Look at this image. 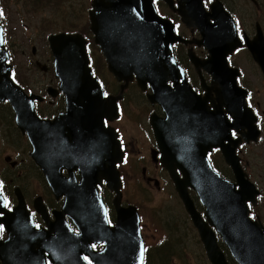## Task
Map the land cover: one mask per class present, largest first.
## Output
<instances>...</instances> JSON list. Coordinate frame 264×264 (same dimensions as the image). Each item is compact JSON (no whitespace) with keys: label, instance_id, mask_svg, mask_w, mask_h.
Masks as SVG:
<instances>
[{"label":"water","instance_id":"1","mask_svg":"<svg viewBox=\"0 0 264 264\" xmlns=\"http://www.w3.org/2000/svg\"><path fill=\"white\" fill-rule=\"evenodd\" d=\"M163 1L178 13L186 26L200 32L201 39L196 43L202 44L209 53L208 59L202 63L190 55L196 68L202 65L212 76L211 85H203L206 90L203 97L190 89L174 62L171 43L182 41V38L175 34L169 20L156 13L152 0H92L88 15L94 41L100 46L108 69L117 80L128 82L135 75L139 85L144 87L148 83L151 86V100L162 105L166 117L162 120L152 118L151 124L162 151L163 166L198 231L210 263L230 264L217 243L218 234L236 264H264V227L259 220H252L248 215V202L255 204L259 191L242 170L235 152L241 138L247 143L256 141L259 131L255 115L246 106V92L236 83L238 70L228 67L226 62V57L242 45L234 20L218 0L209 5V10L205 9L204 0ZM48 40L54 71L65 94L64 118L76 115L95 119L94 128L97 130V120L106 116L110 103L114 105V102L112 97H103L97 79L92 76L84 39L79 34L59 33L49 36ZM244 43L264 77V36L258 23L252 38L244 35ZM1 47L0 25V101L6 100L10 104L17 127L27 135L31 144L30 156L46 175L52 192L56 196L65 195L63 209L79 229L72 240L62 243L55 239L50 246L46 241L42 242L51 262L143 264L144 244L135 208L120 207L116 203L115 224L108 226L95 183L87 179L82 183L60 181L61 177L55 171V161L59 158L55 146L58 119L42 120L36 115L33 99L40 97L27 95L13 82L10 65L5 62L6 51ZM179 78H182L181 83ZM168 80L173 81V88L166 85ZM211 91L216 95L217 103ZM225 112L231 116V121ZM231 129L241 136L231 138ZM110 139L113 151L106 148L99 154L92 150L93 161L90 157L89 161L95 171L98 168L105 170L103 177L108 187L118 191L114 168L118 153L112 131ZM213 148H219L235 181L223 178L213 169L207 158ZM188 188L195 191L204 209L203 216L195 208ZM17 190L19 203L12 212L5 209L0 193V214L5 215L0 217V224L3 222L7 229V238L0 241V261L2 264H44L43 248L38 246L34 250L36 245L28 239V235L41 232L33 228L26 230L25 225L22 228L24 223L15 218H21L26 212ZM37 209L42 212L39 207ZM90 242H102L104 247L93 251ZM56 246H60L59 249ZM83 255H87L91 263H87Z\"/></svg>","mask_w":264,"mask_h":264},{"label":"flooded vegetation","instance_id":"2","mask_svg":"<svg viewBox=\"0 0 264 264\" xmlns=\"http://www.w3.org/2000/svg\"><path fill=\"white\" fill-rule=\"evenodd\" d=\"M33 1L0 0L3 46L8 56L7 63L11 65L10 75L13 80L26 93L41 96V100H34V108L38 117L48 121H52L55 118L58 119L55 127V146L59 158L55 161V171L61 177L60 181L73 180L75 183H82L87 179L88 182L92 181V184L95 183L97 197L100 199L104 218L109 226H113L116 221V203L120 207L133 206L140 220L141 234L145 243V256H149L151 249L158 248L155 256L157 262L162 261L165 258V254L171 255V258H173V241L175 239L172 241V234L175 232V229L177 230L180 227V223H184L185 227L189 226L194 231L195 228L184 209L183 202L175 190L169 172L163 166L162 151L157 143L151 124L152 116L155 119H163L165 117L162 107L150 101L149 95L152 93V90L149 85L146 84L144 87L139 85L135 77L126 83L124 80H117L110 73L100 48L94 43V36L90 29L89 20L80 30L59 29L55 32L39 34L37 38L40 39V42L37 45L32 44L30 50L34 57H41V63L39 60L34 59L35 70L40 77L29 80V83L27 78L25 80L22 79L20 69L24 70L19 65L17 66L13 60V56H15V45L12 38L14 19L9 9L17 6L18 3L28 2L30 4ZM211 1L213 0H207L206 5L211 3ZM220 1L233 16L236 32L240 38L244 34L252 37L255 32L256 23H259L264 32L263 25L258 19L253 23L251 34L247 27H244L243 23L236 18L238 14L232 10L230 5L225 0ZM243 1L249 2L254 8H260L259 0L257 3H254L252 0ZM39 2L40 0H35L34 4L40 5ZM91 2L92 0H89L87 12L90 9ZM162 4L165 6L166 11H161L157 5V13L169 20L175 32L183 39L171 45L174 60L182 70L183 77L190 89L196 95L203 97L205 93L203 85H210L212 76L202 65L196 68L190 57L192 55L200 63L209 57L206 48L202 44L198 45L196 43L197 40L201 39V34L196 28L188 27L182 23L176 11L169 9L163 2ZM60 26L61 28L64 27V23L60 24ZM58 32H78L84 37L93 75L99 81L104 96L113 98L114 105L110 103L106 116L97 120V130L94 128L95 119L89 120L76 115L74 118L68 119L64 118L65 115L63 116L66 112L65 95L60 89V81L54 74L53 56L48 42V37ZM242 47L245 48L244 45ZM96 53L102 57L101 62L104 65L96 60ZM231 57L232 55L227 56L226 61L228 60L229 64L234 66ZM249 58L259 70L250 55ZM240 78L241 72L238 83L246 88L248 91L247 100H250V92L252 93V90ZM178 81L181 83L182 78H179ZM166 84L173 86V81L168 80ZM211 94L213 96V93ZM257 105L259 104L257 103ZM2 116L5 118L4 123L7 125V131L3 129L5 131L4 137L13 144L16 155V158L7 155L3 157V161L0 160V191L4 198L6 210L12 212L14 207L19 203V198L15 193V190L19 189L17 192L23 199L26 212L21 216L22 219L16 216V220L22 221L24 223L22 228L26 227V230L33 228L35 231L41 232L28 235L30 243L36 245L34 250H37L38 246L42 247L43 241H46L50 246L55 239L61 240L62 243L64 240H72V236L78 234L79 229L77 223L63 209L65 195L56 196L52 192L41 167L30 158L31 146L29 141L26 134L16 127L14 113L6 101L0 102V121L2 120ZM261 124H264V115L263 119L259 118L257 121V125L262 131ZM111 131L116 134L115 140L117 146H115V149L118 156L114 168L118 177V191L108 187L107 180L103 177L105 174L103 168H98L95 171L90 166V161H93L92 150H97L99 154L106 148L113 151L110 139ZM232 135L234 137L237 136L235 131H232ZM249 145L244 146L249 147ZM241 146L236 151L241 166L248 177L255 179L252 171L254 169L250 164L249 151L247 156H245L243 151H241L243 149ZM44 147L48 146L45 145ZM214 152L219 154L221 161L224 163L222 155L216 149L211 154ZM107 167L109 168L110 166L107 164ZM225 167L227 166L225 165ZM39 190L40 193H38ZM188 192L195 206L201 209L195 193L191 189H188ZM263 193L264 190L260 191V195ZM257 205V202L255 205H250V211L257 212L254 216L260 217ZM36 207H39L42 212ZM0 216L4 217L5 215L1 214ZM3 220L5 221V218ZM158 222H161L163 226L164 235L148 243L144 231L147 229L152 232L151 236H154L153 231L159 230ZM42 231L46 236L42 234ZM6 237L7 229L2 222L0 226V241H3ZM199 243L201 244V249H203V252L200 250L202 256L207 261L200 240ZM60 246H56V248L59 249ZM90 246L93 251L97 252L104 247V244L102 242H90ZM163 248H165V252H169L164 254ZM44 249L46 248H43L44 264H53L48 256V252L44 251ZM224 254L226 259L231 263V257L225 250ZM83 258L87 263H91L87 255H83ZM146 261H149L147 257ZM0 264H2L1 261Z\"/></svg>","mask_w":264,"mask_h":264},{"label":"rangeland","instance_id":"3","mask_svg":"<svg viewBox=\"0 0 264 264\" xmlns=\"http://www.w3.org/2000/svg\"><path fill=\"white\" fill-rule=\"evenodd\" d=\"M225 1L238 14L236 18L243 23L244 27H247L251 34L255 20L259 19L264 28V10H261L262 8H254L249 2L243 0ZM34 2L35 0L30 4L28 2H21L17 6H14L15 8L9 9L14 19L12 38L15 45V56H13V60L17 66L19 65L23 68L24 71L20 69V76L24 80L27 78L28 83L29 80L40 77L35 70L34 59L39 60L41 63V57H34L30 50L32 44L37 45L40 42V39L37 38L39 34L55 32L59 29L80 30L88 22L87 8L89 7V0H40V5L34 4ZM259 2L264 4V0H259ZM158 9L164 12L166 11L165 6L160 3ZM59 23H64V27L61 28ZM33 38L35 39L33 40ZM101 58L96 53V60L101 62ZM231 58L232 64L240 69L241 81L248 84L252 90V93L250 92L252 97L250 99L251 105L253 103L257 105L256 103H258L259 105L257 107L253 106V108L258 112L259 117L264 115V84L260 71L250 61L249 54L246 50H237ZM101 63L104 65L103 62ZM4 122L5 118L2 116V120L0 121V160L2 161L3 157L7 155L16 158L15 147L4 137L5 131L3 129L7 131V125ZM241 148H243L241 151H243L245 156H247L249 151L250 164L254 169L252 171L255 179L252 177L249 178L262 192L264 190V124H262V133L259 140L256 143H251L249 147L244 146ZM214 159L219 168H225V164L221 161L219 155H215ZM225 172L227 173V171ZM38 193H40V190ZM257 208L260 218L264 223V193L258 198ZM158 227V231H153L154 236H151L152 232L145 229L144 234L146 235V241L148 243L164 235L161 222H158ZM172 241L173 258H171V255H166L165 253L169 251L165 252V248H163L165 258L157 262L155 256L158 248L151 249L148 264H209L202 256L201 251L203 252V249H201L202 247L199 243L196 229L194 231L191 227H185L184 223H180V227L177 230L175 229V232L172 234Z\"/></svg>","mask_w":264,"mask_h":264},{"label":"trees","instance_id":"4","mask_svg":"<svg viewBox=\"0 0 264 264\" xmlns=\"http://www.w3.org/2000/svg\"><path fill=\"white\" fill-rule=\"evenodd\" d=\"M259 5H260V8H262V10H264V4H262V3H260L259 2ZM215 166H216V164H214ZM220 171L224 174V175H226L221 169H220ZM228 171H229V173H230V169L228 168ZM229 177V176H228Z\"/></svg>","mask_w":264,"mask_h":264},{"label":"snow or ice","instance_id":"5","mask_svg":"<svg viewBox=\"0 0 264 264\" xmlns=\"http://www.w3.org/2000/svg\"><path fill=\"white\" fill-rule=\"evenodd\" d=\"M0 15H2V13H0Z\"/></svg>","mask_w":264,"mask_h":264}]
</instances>
